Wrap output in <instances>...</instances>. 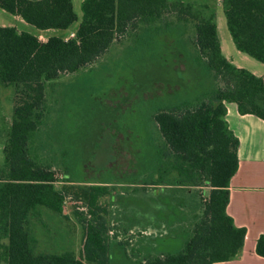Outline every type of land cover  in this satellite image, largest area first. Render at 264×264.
I'll return each instance as SVG.
<instances>
[{
	"label": "trees",
	"instance_id": "obj_1",
	"mask_svg": "<svg viewBox=\"0 0 264 264\" xmlns=\"http://www.w3.org/2000/svg\"><path fill=\"white\" fill-rule=\"evenodd\" d=\"M221 4L236 49L264 63V0ZM0 9L38 30H66L78 21L72 0H0ZM81 12L68 40L53 35L40 41L0 26V86L15 91L0 164V264L231 260L243 246L245 228L226 212L239 142L224 118L225 102L264 120L263 79L223 56L215 12L204 1L83 0ZM162 35L171 36L168 51H159ZM105 57L135 65L134 76L161 68L174 77L162 80L178 87L163 97L151 94L152 85L141 89L147 93L143 101L157 103L145 115L138 173L123 180L128 184L121 191L111 181L86 185L72 179L46 122L60 78ZM140 65L148 69L140 73ZM127 195L130 215L114 216L112 206ZM67 198L84 207L73 208L76 221L66 212ZM160 228L161 234L151 231ZM255 252L264 258V232Z\"/></svg>",
	"mask_w": 264,
	"mask_h": 264
},
{
	"label": "rangeland",
	"instance_id": "obj_2",
	"mask_svg": "<svg viewBox=\"0 0 264 264\" xmlns=\"http://www.w3.org/2000/svg\"><path fill=\"white\" fill-rule=\"evenodd\" d=\"M80 5L74 0L73 7L79 18L82 14ZM214 9L218 16L220 33L224 31L235 52L249 60L243 62L234 58L235 63L246 69L252 68L251 64L263 69L264 65L261 62L237 51L234 47L226 27L222 4L217 3ZM0 26H14L35 36L41 35L42 37L38 38L40 41L53 35L64 37L68 34L58 29L39 31L2 9H0ZM170 44H173L171 36H159V51L170 50ZM140 66L138 71L140 73L148 69V66ZM134 69L135 65L126 64L123 58L111 61L105 57L90 68L61 77L59 87L53 91L54 110L52 114L47 115L46 122L48 121L47 125L49 123L54 128L51 135L56 137L54 140L56 146L63 153L61 155L64 159L63 165L72 168V179L77 180L78 184L91 185L99 183L98 181H111L109 185L115 186L116 191H121V186L128 184L123 180L130 177L133 179L132 176L138 173L135 162L142 155L146 138L145 115L157 103L151 97L146 102L143 101L147 93H141V89L152 85L151 94L163 97L178 87L174 84L171 87L170 82L167 81L174 77L171 73L163 72L161 68L148 73L149 75L141 76H134ZM14 95L13 87L0 86V164L4 161L2 148L12 118ZM57 176H59L58 171ZM56 186L61 188L63 183L57 182ZM201 190L204 191L201 195L204 199L208 189L204 187ZM128 197L129 195L122 198L123 203L112 206L114 216L121 218L130 215L128 212L131 211L132 204ZM74 207L77 212L84 211L80 201L67 198L66 212L76 221L78 213L73 211ZM151 231L156 235L164 232L161 228ZM81 237L82 229L77 223V254L82 243Z\"/></svg>",
	"mask_w": 264,
	"mask_h": 264
},
{
	"label": "crops",
	"instance_id": "obj_3",
	"mask_svg": "<svg viewBox=\"0 0 264 264\" xmlns=\"http://www.w3.org/2000/svg\"><path fill=\"white\" fill-rule=\"evenodd\" d=\"M77 1L81 4L83 0ZM73 2L74 0H72ZM204 2L215 12L221 53L236 67L244 68L236 64L234 58L243 62H249V60L242 58L237 54L238 52H235L224 31L220 33L218 16L214 6L219 2L221 4V0H205ZM13 16L17 20L23 21L19 16ZM77 17L78 21L75 22L74 26L72 25L73 28L71 26L63 31L73 32L81 18L79 15ZM37 37L42 36L38 35ZM251 66L252 68L247 70L261 77L264 82V68L260 69L255 64H251ZM225 108L224 118L239 142L237 147L238 166L229 182V201L226 212L237 227L245 228V237L242 248L234 258L212 264H264V258L255 252L256 241L264 232V120L253 114H239L234 102H225Z\"/></svg>",
	"mask_w": 264,
	"mask_h": 264
},
{
	"label": "built area",
	"instance_id": "obj_4",
	"mask_svg": "<svg viewBox=\"0 0 264 264\" xmlns=\"http://www.w3.org/2000/svg\"><path fill=\"white\" fill-rule=\"evenodd\" d=\"M74 36V31L68 33L66 36H64V40H68L69 38H72Z\"/></svg>",
	"mask_w": 264,
	"mask_h": 264
}]
</instances>
